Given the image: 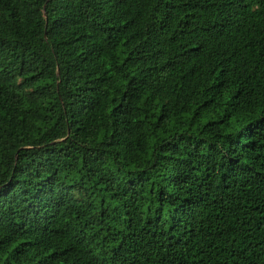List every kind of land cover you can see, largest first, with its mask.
Returning <instances> with one entry per match:
<instances>
[{
	"label": "trees",
	"instance_id": "trees-1",
	"mask_svg": "<svg viewBox=\"0 0 264 264\" xmlns=\"http://www.w3.org/2000/svg\"><path fill=\"white\" fill-rule=\"evenodd\" d=\"M0 264H264V0H0Z\"/></svg>",
	"mask_w": 264,
	"mask_h": 264
}]
</instances>
